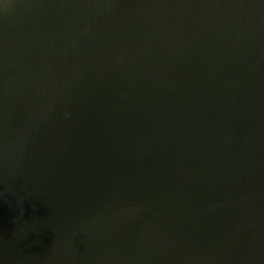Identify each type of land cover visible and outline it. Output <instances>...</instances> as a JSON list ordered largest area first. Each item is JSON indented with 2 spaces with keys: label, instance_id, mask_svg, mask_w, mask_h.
Here are the masks:
<instances>
[{
  "label": "water",
  "instance_id": "water-1",
  "mask_svg": "<svg viewBox=\"0 0 264 264\" xmlns=\"http://www.w3.org/2000/svg\"><path fill=\"white\" fill-rule=\"evenodd\" d=\"M0 264H264V0H0Z\"/></svg>",
  "mask_w": 264,
  "mask_h": 264
}]
</instances>
